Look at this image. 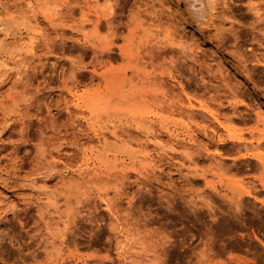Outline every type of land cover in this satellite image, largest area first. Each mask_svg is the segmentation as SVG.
Returning a JSON list of instances; mask_svg holds the SVG:
<instances>
[{
  "label": "rangeland",
  "instance_id": "1",
  "mask_svg": "<svg viewBox=\"0 0 264 264\" xmlns=\"http://www.w3.org/2000/svg\"><path fill=\"white\" fill-rule=\"evenodd\" d=\"M202 3L0 0V264H264V0Z\"/></svg>",
  "mask_w": 264,
  "mask_h": 264
},
{
  "label": "bare ground",
  "instance_id": "2",
  "mask_svg": "<svg viewBox=\"0 0 264 264\" xmlns=\"http://www.w3.org/2000/svg\"><path fill=\"white\" fill-rule=\"evenodd\" d=\"M110 1V0H109ZM190 1V6H191V8L193 7H195V11H194V13H195V16L197 17V18H199V19H203L204 18V10H203V3H202V0H189ZM208 1V3H210V1H213V0H207ZM116 4V3H115ZM110 6V5H109ZM208 7V6H207ZM192 8V9H193ZM213 8V7H212ZM108 10H109V12L110 13H114V9H112V7H109L108 8ZM192 15H194L193 14V12H192ZM194 16V17H195ZM110 25V24H109ZM98 27V26H97ZM189 57V56H188ZM264 65V64H263ZM241 145V144H240Z\"/></svg>",
  "mask_w": 264,
  "mask_h": 264
}]
</instances>
